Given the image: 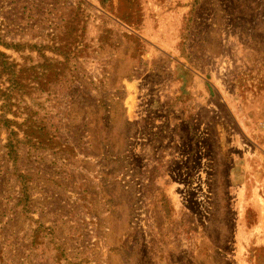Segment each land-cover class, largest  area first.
<instances>
[{"label":"rangeland","instance_id":"374dc122","mask_svg":"<svg viewBox=\"0 0 264 264\" xmlns=\"http://www.w3.org/2000/svg\"><path fill=\"white\" fill-rule=\"evenodd\" d=\"M0 264H264V0H0Z\"/></svg>","mask_w":264,"mask_h":264}]
</instances>
